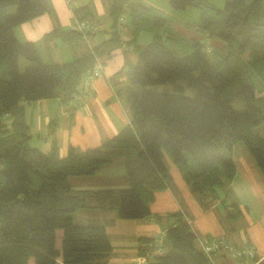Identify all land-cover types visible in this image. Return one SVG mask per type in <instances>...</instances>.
Here are the masks:
<instances>
[{
  "label": "trees",
  "instance_id": "obj_1",
  "mask_svg": "<svg viewBox=\"0 0 264 264\" xmlns=\"http://www.w3.org/2000/svg\"><path fill=\"white\" fill-rule=\"evenodd\" d=\"M168 1L176 9L200 10L196 28L222 44L215 61L201 40L169 28L162 11L142 0H109V37L70 61H45L38 44L21 40L16 28L51 12L50 0H0V264H105L112 250L105 225H77L71 214L92 194L109 198L120 218L150 216L155 191L171 178L166 156L201 198L227 194L239 142L264 174V0ZM74 14L86 16L77 7ZM143 31L152 38L139 44ZM53 39L79 41L81 32L57 27L41 42ZM125 46L137 52L136 62L127 83L115 90L129 123L100 145H70L62 157L56 145L35 146L25 102L59 98L79 106L88 92H80L83 77L96 55ZM118 159L127 187L72 189L69 176L93 174ZM167 217L172 222L162 235L163 252L155 245L159 234L142 238L139 255L151 264H215L197 246L183 213Z\"/></svg>",
  "mask_w": 264,
  "mask_h": 264
},
{
  "label": "crops",
  "instance_id": "obj_2",
  "mask_svg": "<svg viewBox=\"0 0 264 264\" xmlns=\"http://www.w3.org/2000/svg\"><path fill=\"white\" fill-rule=\"evenodd\" d=\"M50 3L51 12L19 24L16 33L23 41L37 43L43 60L67 62L82 55L86 46L80 40L41 42L43 36L54 28H70L73 21V9L65 0H50ZM72 4L98 22L97 29L91 34L94 44L109 37V0H73ZM99 59L103 62L105 75L94 79L79 106L63 105L59 98L25 102V118L35 146L47 150L56 145L62 157L70 145L81 149L100 145L129 123L127 107L115 87L127 83V71L131 70L136 58L125 46L103 54ZM234 159L236 175L228 183L227 194L219 191L218 198L199 197L166 156L164 162L171 178L166 188L155 191L150 202V216L120 218L109 198L91 194L85 196L87 206L74 211L72 219L77 225L90 221L105 225L112 245L105 264H136L142 238L156 237L166 231L172 222L167 215L176 211L184 214L198 247L210 237L224 236L235 245L247 243L254 246L258 258L255 263H264V175L248 153L235 155ZM69 183L79 193L118 190L129 185L121 159L103 165L93 174L71 175ZM232 204L237 207V216L232 214ZM215 264H248V261L240 263L221 252Z\"/></svg>",
  "mask_w": 264,
  "mask_h": 264
},
{
  "label": "rangeland",
  "instance_id": "obj_3",
  "mask_svg": "<svg viewBox=\"0 0 264 264\" xmlns=\"http://www.w3.org/2000/svg\"><path fill=\"white\" fill-rule=\"evenodd\" d=\"M65 1L68 3L67 0H65ZM142 1L149 6H155V7L159 8L162 11V14L164 15V17L167 19V25L169 28H172L175 31H178L181 34H184V35H187L190 37H195V38H198L199 40H201L205 44V50L209 56V59L212 61L216 60V56H215L214 52L217 49H220L222 44H221L220 40H218L216 38H211L207 34H205L204 32H202L196 28L197 22L199 21V16H200V10L197 7L187 6L184 9H176L169 3L168 0H142ZM211 1L214 3L222 4L223 1H225V0H211ZM69 6H71L73 9L76 8V7H73L72 3L69 4ZM104 17L105 16H103L102 19H104ZM79 18L80 19H87L89 21V23L91 25L89 28L90 30H92L91 29L92 27H96L99 25L97 21H95L94 19H92L88 16H85V17L79 16ZM127 21H128L127 18L125 20H122L123 24H126L125 22H127ZM78 31H80V30H78ZM80 32H81V39L80 40L83 42V44H85L86 47L91 49L95 45L93 43V39L91 37V34H88L87 33L88 31H85V30L80 31ZM151 35L147 32H144V31L141 32L139 40L137 38L138 43L139 44L148 43L152 38ZM128 51H130V53L132 55H134L135 58L137 57V52L134 51L132 49V47H129ZM128 56L131 57L130 55H128ZM97 58H100V56L98 55ZM20 62H21L20 68L22 70L24 68L23 65H24V63H26V61H25V59H21ZM132 66H133V63L131 64V68H132ZM102 75H105V72H103ZM92 85H93V83H91L90 86L92 87ZM91 87L89 89H91ZM236 107L241 109V108H243V105L242 104H236ZM4 121H7V123H9L10 119H7V120L4 119ZM259 130L261 131L262 134H264V125L260 126ZM32 143L34 144V142H32ZM234 152H235V155H240V156L247 154L245 146L242 142H239L234 146ZM261 174H262V172H261ZM262 175H264V174H262ZM220 191H222V190H220ZM213 237H219V236H213ZM250 246H252V245H250ZM252 247H254V246H252ZM227 254L230 255L229 253H227ZM257 261H258V258L256 255V257L253 260L248 261V264H260L261 263V262L255 263ZM262 264H264V263H262Z\"/></svg>",
  "mask_w": 264,
  "mask_h": 264
},
{
  "label": "built area",
  "instance_id": "obj_4",
  "mask_svg": "<svg viewBox=\"0 0 264 264\" xmlns=\"http://www.w3.org/2000/svg\"><path fill=\"white\" fill-rule=\"evenodd\" d=\"M69 4L72 3L73 0H67ZM73 9V8H72ZM90 23L87 19H80L74 14L73 9V21L71 24V28L80 30V31H89ZM98 26L92 27V30L97 29ZM92 49V48H91ZM104 72L103 62L96 56V62L93 65L92 69L84 75L83 85L80 89V92H87L91 87V83H93L94 79L97 77L102 76ZM162 235L163 232L159 237H156L155 245L157 250L163 252L162 248ZM200 247L209 260L215 263V259L218 253L225 252L229 253L232 258L237 259L240 263L253 260L256 257V250L254 247L246 244L235 245L228 241L224 236L220 237H211L202 241L200 243ZM136 264H151L150 258L147 255L140 254L136 258Z\"/></svg>",
  "mask_w": 264,
  "mask_h": 264
}]
</instances>
